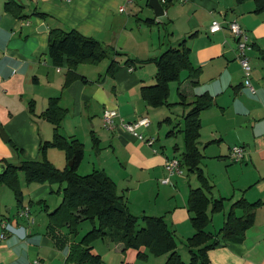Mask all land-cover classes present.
<instances>
[{
	"label": "crops",
	"instance_id": "obj_1",
	"mask_svg": "<svg viewBox=\"0 0 264 264\" xmlns=\"http://www.w3.org/2000/svg\"><path fill=\"white\" fill-rule=\"evenodd\" d=\"M16 1L23 6L22 15L26 17H16L5 9L6 0H0V128L10 137L4 141L0 134V162L19 165L23 160L41 158V143L51 140L54 131L52 123L40 114L47 108L50 98L59 97L60 105L67 109L60 132L66 138L83 142L84 158L87 156L91 161L93 171L104 170L116 182L118 191L128 200L131 212L138 211L135 204L140 200L143 203V197L148 201L155 195L158 202L162 195L167 194L166 210L162 216L167 218L180 242L188 239L195 232L190 222L188 195L192 188L199 186L196 174L187 173L184 168L189 190L179 188V183L181 186L186 181L184 175H174L167 184L163 182L167 177V159L181 158L183 148L180 156H174L169 140H160V132L156 131L150 119V124L141 126L139 130L146 139H156L152 145L141 141L121 125L108 129L103 121L106 109H116L120 118L132 122L148 118L153 109L165 108L159 124L170 117L168 132L173 129L170 135H174L179 124L172 122L170 113L166 111L172 113L173 107H151L143 99L140 88L156 81L157 66L150 59L187 39L191 61L199 67V74L188 79V71L185 75L183 71L177 88L185 95L186 102L206 92L215 97L214 104L200 114L202 168L213 185L211 197L224 198L223 210L212 215L210 224L218 223L221 228L232 204L242 197L249 202H260L255 222L245 237L227 240L210 250L209 264H264V10L255 11V0H172L164 6L165 15L174 26L180 25V33L174 32L170 39L162 38L160 28L166 25L155 16L149 0H137L133 4H125L124 0ZM140 1H145L154 15L141 17L144 8ZM122 5H126L124 12L119 11ZM214 19L222 22L223 29L211 33L209 26ZM230 21L238 22L249 35L248 55L253 67L251 82L254 91L245 85L237 59V41L228 28ZM41 23L45 24L46 30H38ZM53 28L75 29L109 48L107 58L102 61L81 63L75 68L87 82L78 77L66 84V62L56 66L48 53ZM138 31H145L148 36L144 37ZM130 42L133 43L131 46ZM136 44L148 50L144 59L149 58L150 64L146 67L118 64L115 73L108 74L112 59L120 61L117 52L124 50L136 56L133 50ZM175 102H181L180 98ZM183 107L186 108L180 113L181 117L190 108L184 104ZM94 137L98 139V146H94ZM236 145L245 148V157L240 162L230 157ZM63 163L62 159L60 165ZM20 173L22 202L17 205L15 201L11 202V191L7 185L0 184V235L5 232V237L0 238V264H29L35 258H40L42 264H78L68 257L72 247L80 241L76 234L84 221L77 229L51 224L49 214L59 207L63 199L60 186L57 188V200L50 203L48 199L54 193V184L30 183L26 187ZM23 190L29 191L26 199L29 205ZM5 195L10 196L4 198ZM34 201L42 202L49 223L44 217V222L37 226L30 206ZM6 204H15V213H10L11 207L5 211ZM26 207L30 209V219L20 214ZM236 213L241 215L242 208H236ZM61 227H68V236L63 238L57 234ZM103 240L106 246L99 245L105 251L97 252L96 243H93L92 253L103 256L106 262L123 264L130 251L137 256L135 249L124 251L122 242ZM145 249L141 248L142 251ZM133 261L127 259L128 263Z\"/></svg>",
	"mask_w": 264,
	"mask_h": 264
},
{
	"label": "trees",
	"instance_id": "obj_2",
	"mask_svg": "<svg viewBox=\"0 0 264 264\" xmlns=\"http://www.w3.org/2000/svg\"><path fill=\"white\" fill-rule=\"evenodd\" d=\"M255 3L256 12L264 10V0H255ZM5 9L16 17H26L22 15L23 6L16 0H6ZM108 51L109 48L99 40L83 35L75 29L53 28L50 31L48 53L56 66H62L64 61L66 62L68 66L66 84L78 77L87 82L86 77L77 74L75 68L81 63L102 61L107 58ZM190 52L187 39H184L177 46H169L158 57L150 59L157 66L156 81L154 84L143 85L140 88L141 95L148 105L154 108L170 107L171 83L180 82L183 71H188V79L198 76L199 67L193 65ZM122 54L124 53L117 52L116 55ZM126 63L137 65L142 61L128 57ZM118 64V59H112L107 73L113 75ZM178 92L181 99L179 103L190 106L183 116L184 146L180 159L183 167L194 172L200 182V185L192 188L188 195V209L195 230L187 239V246L192 254L189 262L183 260L178 249L179 240L176 232L164 216L133 214L129 209L128 200L118 191L116 182L104 170H94L88 174L78 173L79 165L84 158V144L78 139L66 138L61 134L60 124L67 109L60 105L59 97L50 98L47 108L40 114L54 125L53 138L41 143V158L23 160L19 165L6 163V172L0 175V184L7 185L13 190L18 203L22 202L19 179L21 171L24 172L28 183H49L60 186L59 191H62L63 199L59 207L49 214L51 224L58 227L68 225L73 229H77L86 220L92 224L79 243L72 247L68 257L78 264L99 263L101 256L92 253L93 243L106 238L113 242H122L124 251L135 249L140 264H152L148 261L150 253L167 255L164 264H209L210 250L225 244L227 240H242L245 237L246 231L255 222V214L260 202H249L244 197L236 200L222 227L216 233L209 232L208 225L212 222V215L223 210L224 198L211 197L213 185L202 168L204 155L199 147L200 114L214 104L215 97L206 92L197 95L193 101L186 102L185 95L179 88ZM32 109L33 107L30 106L31 111ZM169 120L171 118L167 117L161 122ZM171 132L173 129L167 134L170 135ZM94 140V146H98V139L94 137ZM50 147L64 150L67 160H72L73 165H67L63 169L56 167L47 157V150ZM236 208H242L243 213L238 215ZM142 247L146 249L142 251Z\"/></svg>",
	"mask_w": 264,
	"mask_h": 264
},
{
	"label": "rangeland",
	"instance_id": "obj_3",
	"mask_svg": "<svg viewBox=\"0 0 264 264\" xmlns=\"http://www.w3.org/2000/svg\"><path fill=\"white\" fill-rule=\"evenodd\" d=\"M140 4L144 8V11H142V13L140 12L141 13V17H147V15H154L153 10L149 6H147L145 4V1H140ZM171 8H172V6L169 8V11H170ZM131 17H132V19H134L133 17H135V16L132 15ZM158 19L160 21H164V23L166 25L165 28H163V27L160 28V30H161L160 33L162 35V38L166 37V39H170V37L171 38L173 37V33L174 32L178 33V34L180 33L179 32L180 25L174 26V24L171 21H169V18L167 17V15L158 17ZM154 30L158 31L157 28H154ZM138 33L140 35H143L144 37L148 36V33L146 34L145 31H138ZM138 33H136V34H138ZM136 36H139V35H136ZM179 38L175 39V42ZM132 44L133 43L130 42L129 46H131ZM133 50H134L136 56L130 55L127 51L119 50V52L124 53V54H122L120 56V61H119L120 62L119 65L120 66H126V65L128 66L129 65V64L126 63V60H127L128 57L132 58L135 61H142V63H141L142 67L143 66L146 67V66H148L150 64V62H149L150 60H148L149 58L144 59L145 57H147V54L149 52H148V50H146V48L143 45L136 44V45H134ZM137 65L140 66V63H137ZM151 65H153V64H151ZM149 67H151V66H149ZM252 72H253V70H252ZM185 74H186V72L183 73V75H185ZM177 85H178V82H173L171 87H170L169 102H173L172 105L170 106V107H173V112L171 113L169 110H166V111H168L170 113V115H171V117L173 119L172 122L179 124V130H177L174 135H168L167 133H168V130L170 129V125H168V122L164 121V122H161L159 124V120L163 118L161 114L165 113V110H164L165 108H163V110L162 109L161 110H154L153 109L152 113L148 117V119L152 120L153 123L155 124L156 131L160 132V140L161 141L169 140V146L171 148V151L174 152V154H175L174 156H180L179 154H180V152L182 151V148H183V134H182V131H180V130L184 126V118L180 116V113H183V109L186 108V107L185 108L183 107V104H180L179 102H175V101H178L179 98H180ZM152 117H153V119H152ZM63 120H62V122L60 124V131H61ZM180 122H181V126H180ZM53 131H54V125H53ZM139 131L141 132V130H139ZM177 147H179V149L176 150ZM47 157L49 158L50 161L52 160L55 165L59 166L62 169L67 164L65 151L60 149V148L50 147L47 150ZM62 159H63L64 163H63V165H60L61 162H62ZM90 162L91 161L86 156L84 158L83 162L80 164V166L78 168V173H80V174H88V173L92 172L93 168H92V165H91ZM68 163H69V161H68ZM215 167H217V166H215ZM186 171H187V173H189L187 169H186ZM184 173H186L185 169H184ZM184 173L182 175H184ZM179 176H181V175H179ZM20 177H21V179L24 178V183H26L25 184L26 187L28 185H30V183H28L27 180L25 182V174H24L23 171H21ZM183 177H186V181H185V183H182L181 186H180V183H179V188L180 187H186L189 190L187 174H185ZM196 178H197V175H196ZM192 179H193V177H192ZM197 180H198V178H197ZM198 182H199V180H198ZM198 182H197V184L200 185V182L199 183ZM165 184H167V183H165ZM6 187H8V186H6ZM58 187H59L58 184H54V193L52 194V197H50L48 199V202L53 203V202H55L57 200V198H58L57 188ZM8 188L10 189L9 191H11L10 192L11 193V202L15 201L16 202L15 204L17 205L18 200L16 198L15 193L13 192V190L10 187H8ZM21 189H23V188H21ZM138 193L141 194L140 191ZM28 194H29V191L25 190L24 191L25 200L26 199L28 200ZM9 196L10 195H5L4 198L9 197ZM166 197H167V194L162 195L158 202H157V199L155 198V195L153 197H151L150 199H148V201L146 200V197H143L145 199V201H143V203H140V201H142V200L136 202L135 206H137V210L138 211L137 212L135 211V212H132V213L137 215V216H142V215L162 216L163 214H165L164 213L165 210H166L165 206H166V202L168 201V198H166ZM61 198H63L62 195H61ZM27 200H26V203H27V205H29V201H27ZM59 200H60V195H59ZM15 204H12V205L6 204V207H4V210L6 211V210H8L9 207H11L10 213L11 214L15 213L16 208H17ZM30 206L32 208L33 217L35 218V220H37V226L40 223L42 224L44 222V217H45V219L47 221V213L44 210L42 202L34 201L33 203L30 204ZM217 213H220V212H217ZM165 219L167 221V218H165ZM47 223H49V222L47 221ZM217 224L216 223H215V225L214 224H209L208 225V229L212 230L213 233H216L215 231H217L220 228V226H218ZM191 225H192V223H191ZM91 227H92V224H91V222L89 220H86V221L83 222V224L79 228L78 233L76 234V236L78 238V241L82 239L84 233L87 231V229H90ZM192 227H193V225H192ZM68 231H69L68 227H65V228L61 227L56 232H57L58 235H60L61 237L64 238L65 236H68V233H69ZM95 243H96L95 250L97 252H104L105 251V249L102 248L99 245V243L105 245L103 239H99V240L95 241L94 244ZM178 245H179L178 249H179V252H180L183 260L185 262H189L191 260L192 254H191V252H190V250H189V248L187 246V239H185L183 242L179 241ZM125 258H126L125 262H127V259L129 258L131 260H134L133 263L132 262H129V263H132V264H139L140 263V261L138 260L136 254H134L132 251H130L129 254L127 253V257H125ZM37 259L40 260V258H35V260H37ZM148 261H149V263H153V264H164L166 262V255H154V254L150 253ZM69 264H76V263L71 262ZM97 264H113V261L106 262L104 260L103 256H101V261L99 263H97Z\"/></svg>",
	"mask_w": 264,
	"mask_h": 264
},
{
	"label": "built area",
	"instance_id": "obj_4",
	"mask_svg": "<svg viewBox=\"0 0 264 264\" xmlns=\"http://www.w3.org/2000/svg\"><path fill=\"white\" fill-rule=\"evenodd\" d=\"M125 4H133L137 0H124ZM163 7L165 4H169L172 0H159ZM180 2H186L187 0H178ZM165 9V8H164ZM120 12L126 11V5H122L119 8ZM228 28L232 32L235 40L237 41V59L242 67L245 85L250 88L251 91H254V87L252 85V63L250 57L248 55V51L250 49V39L247 31L235 21L228 22ZM223 29V24L221 21L214 19L209 26V31L211 33L218 32ZM103 121L105 127L108 129H114L118 125H121L125 130L132 133L141 141H145L147 144L152 145L155 143V138L146 139L145 136L139 131L141 126H147L150 124V121L147 117H143L141 119L126 122L124 119L120 118L119 112L116 109H106L103 113ZM230 157L235 162H240L245 157V148L241 145H236L232 148ZM165 168L167 171V177L164 179V183L170 182V178L174 175H182L184 173V167L182 165L180 157H172L168 158L165 164ZM22 216L30 219V209L28 207L24 208L20 211ZM5 237V232L0 235V238ZM29 264H42L41 260H33Z\"/></svg>",
	"mask_w": 264,
	"mask_h": 264
},
{
	"label": "water",
	"instance_id": "obj_5",
	"mask_svg": "<svg viewBox=\"0 0 264 264\" xmlns=\"http://www.w3.org/2000/svg\"><path fill=\"white\" fill-rule=\"evenodd\" d=\"M150 7L154 10L156 17H161L165 15V9L161 2L159 0H149ZM38 30H46V26L44 23H41L38 27ZM0 134L4 141H8L10 137L8 136L7 132L1 127L0 128ZM69 166L73 165V161H69ZM6 172V165L2 162H0V175L4 174Z\"/></svg>",
	"mask_w": 264,
	"mask_h": 264
}]
</instances>
